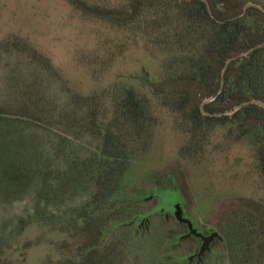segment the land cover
I'll return each instance as SVG.
<instances>
[{
    "label": "rangeland",
    "instance_id": "obj_1",
    "mask_svg": "<svg viewBox=\"0 0 264 264\" xmlns=\"http://www.w3.org/2000/svg\"><path fill=\"white\" fill-rule=\"evenodd\" d=\"M109 1L100 5H122ZM254 4L227 0L222 8L234 17ZM164 58L139 35L66 0H0V264H41L76 253L80 239L66 228L98 189L103 166L102 136L87 126L90 107L115 83L156 88ZM180 87L193 96L190 108L214 100L203 85ZM151 103L158 118L152 145L122 180L120 195L131 207L125 222L161 211L156 197L173 192L188 216L214 229L243 211L264 231V176L255 149L239 139L241 127L216 125L191 141L181 116ZM238 105L227 103L225 114ZM256 125L246 127L257 132ZM153 191L156 197L146 200ZM140 221L116 232L124 264H173L195 250L193 239L174 246L173 232L182 229L172 217ZM205 264H229L223 239Z\"/></svg>",
    "mask_w": 264,
    "mask_h": 264
},
{
    "label": "trees",
    "instance_id": "obj_2",
    "mask_svg": "<svg viewBox=\"0 0 264 264\" xmlns=\"http://www.w3.org/2000/svg\"><path fill=\"white\" fill-rule=\"evenodd\" d=\"M66 1L139 35L153 50L165 55L156 88L141 92L115 83L95 98L87 126L102 136L98 189L82 209L72 213L66 228L80 239L76 253L41 263L124 264L125 249L116 232L130 216L131 207L120 195L122 180L152 145L158 126L152 100L182 117L191 141L202 129L238 124L239 139L255 149L264 176V108L252 104L232 116L225 114V105L231 101L264 102V10L255 6L264 4L241 0L243 4H256L240 15L227 17L222 8L227 0H122L114 2L121 6L114 7L100 5L113 4L109 0ZM188 82L210 90L214 100L204 106L209 114H204L200 106L190 108L193 96L188 88L180 87ZM253 120L257 121V132L246 127ZM261 205L264 209V203ZM220 232L229 264H264V231L257 228L252 215L234 212ZM108 235L110 240H106Z\"/></svg>",
    "mask_w": 264,
    "mask_h": 264
},
{
    "label": "flooded vegetation",
    "instance_id": "obj_3",
    "mask_svg": "<svg viewBox=\"0 0 264 264\" xmlns=\"http://www.w3.org/2000/svg\"><path fill=\"white\" fill-rule=\"evenodd\" d=\"M157 185L158 188H162L160 183ZM172 193L173 192H167L161 197H156L155 191H153V195L150 194L149 197H146L145 199L147 200L156 197L159 201V204L156 207L162 210H157L154 213L150 211L146 216L135 214L129 222H124L122 224L125 227L130 228L135 222L141 220L140 222H143L142 225H147L150 222V218L155 214H163L166 219L172 217L175 224L182 229V231L173 232V239L179 238L178 243L174 246H178L180 242L189 239L195 241V250L190 254L183 256L182 259H175L174 264H179L180 260H183L186 264H205L206 256L212 252L213 244L218 240H222L221 232L210 225H207L204 221H197L195 218L188 216L183 202L180 201L179 197H176V195ZM202 247L204 248V252L202 253L201 258H199L197 255L200 253Z\"/></svg>",
    "mask_w": 264,
    "mask_h": 264
},
{
    "label": "water",
    "instance_id": "obj_4",
    "mask_svg": "<svg viewBox=\"0 0 264 264\" xmlns=\"http://www.w3.org/2000/svg\"><path fill=\"white\" fill-rule=\"evenodd\" d=\"M232 60H233V58L229 59L228 62L226 63V66H225L224 71H223L224 73H225V71H226L228 65L231 63ZM223 86H224V82L222 81V85H221V87L223 88ZM252 104H254V105H258V106L264 108V102H263V101H261V100H250V101H245V102L239 104L238 107H237V110L241 109V108L244 107V106H248V105H252ZM237 110H236V111H237ZM202 111H203L205 114H209V113H207V112L204 110V106H202ZM203 252H204V248L202 247L200 253H199L197 256H198L199 258H201V255H202Z\"/></svg>",
    "mask_w": 264,
    "mask_h": 264
}]
</instances>
